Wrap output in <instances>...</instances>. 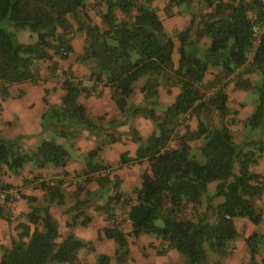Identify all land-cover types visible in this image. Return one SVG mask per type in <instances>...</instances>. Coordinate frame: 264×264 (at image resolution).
I'll return each instance as SVG.
<instances>
[{
  "label": "trees",
  "instance_id": "1",
  "mask_svg": "<svg viewBox=\"0 0 264 264\" xmlns=\"http://www.w3.org/2000/svg\"><path fill=\"white\" fill-rule=\"evenodd\" d=\"M155 1L101 0L98 7L106 9L98 12L102 19V25H98L87 13L88 0H0V98L11 97L13 86L39 83L38 62L51 61V52L67 59L73 51L70 37L85 34L87 42L82 57L93 61L94 86L66 81V94L60 105L51 106L45 99L43 131L52 130L60 138L71 139L76 133L66 128L74 126L100 136L101 129L89 118L79 97L103 85L112 89L122 114L153 121L156 132L144 140L132 129L133 141L139 144L137 156L134 159L128 153L121 156L120 166L131 161L149 163L150 170L141 172L140 188L131 194L114 191L120 188L119 178L111 179L112 170L92 160L98 155L96 150L88 155L83 184L97 182L99 189L87 191L86 198L81 200L80 193L85 187L78 185L74 194L78 200L71 211H82L90 203L104 200L105 204L98 209L105 211L111 222L118 207L130 206L127 214L130 232L111 225L103 229L105 238L117 246L115 258L119 264H127L131 259L129 237L141 235H153L169 243V248L176 250L186 264H222L211 262L209 251L222 259L229 255L232 244L240 238L236 220L248 219L256 226L264 222L263 210L257 206L264 196V174L256 171L264 159V34L253 61L248 63L254 41L253 26L261 24L264 16L258 0H164L169 17L174 15V8L181 7L185 13L178 14L191 17L188 28L170 35L153 7ZM13 28L29 29L37 35V41L20 43ZM62 50L67 55H62ZM175 50L179 54L177 66L173 62ZM210 68L221 70L222 76L215 84L221 85V89L207 97L211 88L205 90L203 84ZM56 71L55 65L52 72ZM251 72L257 73L260 80L252 82L244 78V73ZM228 78H232L236 89L258 95L256 109L245 124L259 132L241 143L235 141L226 123L228 116L238 115L228 106L223 84ZM142 80L144 104L129 106L134 86ZM162 85L168 92L179 86L181 92L157 120ZM186 116L199 120L197 130H191ZM199 140L204 142L201 152L205 164L191 156V143ZM118 141V137L110 135V143ZM173 143L175 148L171 147ZM68 163L69 152L55 140H43L35 151L26 153L17 141L0 137V190H11L3 181L8 172L18 176L29 164L43 169L65 168ZM101 171L105 175L91 176ZM43 185L49 203L64 197L62 183ZM210 185H214L212 192ZM22 197L31 205L35 202V198ZM15 199L9 194L5 202L0 200V220L11 223L8 213ZM77 217L74 216L75 222L69 228L77 223ZM27 218L29 224L18 225L10 248L1 246L0 264H82L79 252L94 251L92 243L79 239L72 231L58 244L62 236L49 207L33 206ZM84 218L80 224L86 227L91 218L86 215ZM246 241L254 263L261 254L258 244L264 245L263 236L256 233ZM111 261L110 256L100 255L96 264Z\"/></svg>",
  "mask_w": 264,
  "mask_h": 264
},
{
  "label": "crops",
  "instance_id": "2",
  "mask_svg": "<svg viewBox=\"0 0 264 264\" xmlns=\"http://www.w3.org/2000/svg\"><path fill=\"white\" fill-rule=\"evenodd\" d=\"M166 6L167 2L164 0H156L153 3V7L158 11L167 33L174 35L176 32L185 30L191 20L190 15L174 14L171 17L164 16ZM87 13L94 23L102 25V19L99 15H92L90 12ZM86 42L87 37L85 34L76 33L71 41L73 51L69 53L68 58L62 60L59 58V55L51 52L53 59L48 62L47 67L56 65L58 68L57 70L67 71L80 80L82 86L92 88L94 83L91 78V69L94 64L89 60H83L82 57ZM173 62L175 66L179 63V54L176 50L173 54ZM42 73L43 71L41 74ZM221 76L220 69L210 68L204 79L203 86L205 90L215 86ZM244 78L252 82L260 80L259 75L255 72L248 74L244 73ZM230 80H232V78H228L224 81V84H226L224 89L228 95L229 108L232 112H238V115L235 116L232 114L228 116L226 118V123H229L234 137L235 135L239 136V139L242 138V142H244L246 138L244 135L246 128L245 123L255 111L257 99L252 96L254 93L250 91L236 89L235 83ZM143 84L144 83L135 84L134 92L128 100L129 106L144 104V94L141 92ZM10 92L11 97L6 99L0 98L2 107L0 137L8 141L19 139V143H21L23 149L26 151H35L43 140L54 139L53 137L57 135L54 134L52 130L43 131L41 124L42 116L47 109L45 99L51 106L60 105L62 98L66 94L65 88L57 86L51 80L43 82L40 80L37 84L24 83L13 86ZM180 92L179 86L172 87L170 92H168L167 87L164 85L159 88V104L156 107L157 120L162 118V114L166 110H164V108L174 104ZM79 103L83 105L89 118L97 123L101 129V135L97 136L86 129L68 126L66 129L70 132H75V137L71 139L57 138L58 140H56L58 144L63 145L69 152V163L65 168L48 166L40 169L34 164H29L24 167L20 175L16 176L8 172V174L3 177L5 184L11 186V189L15 191L14 195L16 199L8 213L11 223L0 220V247L5 246L10 248L11 237L17 234L16 228L21 223L29 224L27 216L31 212L32 207L37 206L40 208L49 207L51 215L60 224L61 236L63 235L62 238L72 231L79 239L93 244L94 251L83 249L79 252L78 260L80 263L96 264L100 255H107L110 257L116 256L117 249L115 242L105 238L103 234V229L111 225L107 213L98 209L99 206L105 204L104 200L90 203L88 207L82 210L83 213H81L82 211H71L73 206L71 204H66L67 202L65 201L67 198L64 194L68 193L71 195L76 191L71 185V180L73 178L85 176L83 175L87 168V161H85V159L88 158L91 152L96 150H99L97 157L100 156L97 163L109 167V171L112 170L110 174L111 179L114 176L119 178L120 188L114 191L131 194L134 190L140 188L142 185L141 172L143 170H150L149 163L144 161L139 164L131 161L129 164L120 166L121 156L124 153H128L129 158L133 159L137 156L139 144L133 141L131 135L132 129H136L140 137L146 140L155 134L156 126L153 121L143 117H130L126 119V117L119 112L116 100L113 98L112 89L107 86L100 85L90 94L83 93L79 97ZM186 117L188 118L187 124L190 126L191 130H197L199 127V120L195 116ZM182 134H184V129L182 130ZM110 135L118 137L119 141L110 143L108 140L103 143L104 139L110 137ZM203 144L204 142L199 140L192 142L191 147L201 148ZM171 147L175 148L176 144L173 143ZM256 171L259 174H264V159L256 168ZM100 175H105V171L91 174V176L94 177ZM44 182L51 186L62 183V194L64 197L61 198V196L59 199H55V201L49 203V200H47L49 199V195L43 185ZM84 187L85 191H83L79 197L81 200L86 198L87 191L96 192L99 189L97 182L84 185ZM213 189L214 185H210L211 192ZM114 191L112 192L114 193ZM22 196L35 198V202L31 205L28 199H24ZM74 198L76 197L74 196ZM59 201L62 203L59 204ZM257 206L259 209L263 210L264 196L258 202ZM116 212L118 211L116 210ZM84 214L91 218V221L86 227L80 224L83 221ZM76 215H79V217ZM74 216L78 218L76 220L77 223L73 228H69L68 225L74 224L75 222ZM240 220H245L250 230L256 227V225L252 224L248 219H238L236 220V225L239 232ZM100 234H102V240H99ZM248 237L249 235L245 236V238ZM241 244H245V249L243 250H245L246 255H249V247L246 240L239 238L232 246H240ZM129 249L131 252V259L127 264H172L170 259H180L179 253L169 248V243L153 235H141L139 238L131 236L129 238ZM160 252H162V254H159ZM239 258L240 257L236 255L227 256L222 259L224 263H221L237 264Z\"/></svg>",
  "mask_w": 264,
  "mask_h": 264
},
{
  "label": "rangeland",
  "instance_id": "3",
  "mask_svg": "<svg viewBox=\"0 0 264 264\" xmlns=\"http://www.w3.org/2000/svg\"><path fill=\"white\" fill-rule=\"evenodd\" d=\"M100 1L101 0H88L87 12H90L92 15L97 14V16H98L99 15L98 12L105 11V9H106L105 7L104 8L103 7L102 8L101 7H98V3ZM246 1H251V0H246ZM184 10H185L184 7L174 8L172 10V13L178 14L179 11L185 13ZM164 16H168L166 10H165V15ZM189 23H188V26H189ZM188 26H187V28H188ZM12 31L15 32L16 37H17V40L20 43H22V44H33V43H35L37 41V35L36 34H33L29 29L16 30V29L13 28ZM70 40H73L72 37H70ZM59 58H61L62 60H66V59H63V57L61 55H59ZM91 62L93 63V61H91ZM47 66H48V62H38V64H37V67H38L39 72H40L41 81L43 82V81L51 80L57 86L64 87V84L62 82H59L58 78H60L61 76L65 75V74H70V75H72V74L69 73V72H67V71H61V70H57L56 72H52V68L54 67V65L53 66H50V67H47ZM42 71H43V73L41 74ZM73 77H75V76H73ZM142 83H145V81L142 80V81L138 82L137 85L138 84H142ZM252 93H250V94H252ZM17 95H18V93H17ZM252 96L253 97H256L257 103H258V95L254 93V94H252ZM257 103L255 104V106L257 105ZM165 109H167V108H164V110ZM1 110H2V107H1V103H0V121H1ZM119 112L121 113L120 109H119ZM123 116L126 117V119L127 118L129 119L130 118L129 113H127L126 115L123 114ZM257 132H259V131H254L249 126L246 125L245 133H244V135L246 136L245 141L247 139H249V138H252V137L256 136ZM53 138L54 139H51V140H55L56 141V140H58L57 138H60V137L54 136ZM109 139H110V137L105 138L104 141H103V143L107 142ZM235 140H236L237 143H241L242 142V138L239 139V136H236V135H235ZM13 141H17L18 142L21 151L26 152V153H30L31 152L29 150L26 151L25 149H23L21 143H19L20 142L19 139H14ZM191 156L194 157L196 159V161L199 162L200 164H205L206 163V158L203 156V154L201 152V148H192V150H191ZM99 157L100 156L94 157L92 160L94 162H98L99 161ZM85 161H89V159L87 158V159H85ZM71 185L74 187V189L76 191L73 192V194H71V195H69L68 193L67 194H64V195L67 198V200L65 201V202H67L66 204H71L72 206H74L77 203V200L78 199L77 198H74L73 195L78 191V185L84 186V184H83V181H81V182H79L77 184H73L72 183ZM83 190L85 191V188ZM129 207H130L129 205H125V206L118 207L116 209L118 212H115L116 216L118 218H121V220H123V223L124 224L126 223V221H128L127 214H128V211H129ZM203 209L204 208H202L201 210H203ZM78 211L79 210H76V212H78ZM263 212H264V208H263ZM84 219L85 218H83V220ZM239 222H240V225H239V228H240V239L247 240L249 237H251V236H253L254 234L257 233L260 236H263V240H264V223H262L260 226L254 227L252 230H250L249 229V226L245 222V220H240ZM160 225H162V223H160ZM59 228H60V234H61L60 224H59ZM123 230L126 231V232H129L130 231V223L127 222V225L123 227ZM247 235H249V237L248 238H245V236H247ZM63 240H64V237L63 238L60 237L59 240H58V244H61ZM258 247L260 248L261 254H259L257 256V260L254 263H252V261L250 259V256L249 255H246L245 254V250H243V249H245V244L244 245L241 244L240 246H237V245L231 246L228 257L231 256V255L232 256H234V255L239 256L240 258H239V261L237 262V264H262V259L264 258V245L260 243V244H258ZM116 249H117V246H116ZM0 254H1V257H2L1 247H0ZM209 255H210L211 262H218V261H220V262L224 263V261L222 260V258L219 257V255H217V254H215V253H213L211 251H209ZM111 258H112V261H111L110 264H119L117 262V260H116L115 257H111ZM179 258L180 259H175V258L170 259V262L172 264H186L185 263V259L180 254H179ZM50 264H59V263H50Z\"/></svg>",
  "mask_w": 264,
  "mask_h": 264
},
{
  "label": "built area",
  "instance_id": "4",
  "mask_svg": "<svg viewBox=\"0 0 264 264\" xmlns=\"http://www.w3.org/2000/svg\"><path fill=\"white\" fill-rule=\"evenodd\" d=\"M235 1H241V0H235ZM246 1V0H245ZM260 2L261 5V11L263 13L264 16V0H258ZM264 34V21L261 24H255L253 26V36H254V41H253V48L252 50L249 52L248 54V63H251L253 61L255 52L257 47L259 46L260 42H261V37ZM62 55H67V52L65 50H62ZM242 69L238 70V72L242 71ZM59 82H62L63 84L66 81H70V82H75L76 84L81 83L80 80H78L77 78L73 77L70 74H65L63 76H61L60 78H58ZM224 84V83H223ZM221 89V85L217 84L214 87H212L208 92H207V97H211L213 96L218 90ZM85 179V176H80L78 178H73L71 181L73 184H77L81 181H83ZM13 196V198L15 197V191L13 189L8 190V191H2L0 190V200L2 202H5L7 200L8 195ZM13 201V199L11 200V202ZM263 217H264V212H263ZM127 222L129 223V220L126 221V223H123V220H121V218H118L117 216L111 221V226H118L120 229H123L124 226L127 225Z\"/></svg>",
  "mask_w": 264,
  "mask_h": 264
}]
</instances>
